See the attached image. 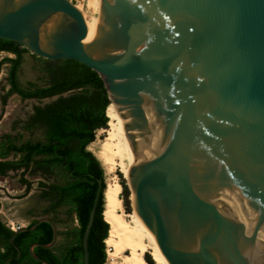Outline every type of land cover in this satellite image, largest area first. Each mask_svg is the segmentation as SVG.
Returning a JSON list of instances; mask_svg holds the SVG:
<instances>
[{"label": "water", "instance_id": "1", "mask_svg": "<svg viewBox=\"0 0 264 264\" xmlns=\"http://www.w3.org/2000/svg\"><path fill=\"white\" fill-rule=\"evenodd\" d=\"M0 0V38L102 80L132 154L131 206L163 264H264V0ZM56 96H51L53 99ZM98 182L81 235L86 238ZM47 243L51 248L56 225Z\"/></svg>", "mask_w": 264, "mask_h": 264}, {"label": "trees", "instance_id": "2", "mask_svg": "<svg viewBox=\"0 0 264 264\" xmlns=\"http://www.w3.org/2000/svg\"><path fill=\"white\" fill-rule=\"evenodd\" d=\"M0 48H10L15 57H4L0 62L12 63L13 76H16L21 54L26 48L17 43L0 38ZM44 63L43 71L46 84L41 89L29 92L28 96L48 97L56 96L51 101L35 107L32 122L41 124V174L46 178L54 173H62L63 185L54 183H41L43 187L41 197L49 201L45 210H52L58 204L69 206V215H75L77 225L58 231L64 236V242L55 251L51 248L34 249L36 255L45 259L49 264H81L82 249L81 235L85 227L88 212L93 201L98 182L100 189L95 203L92 222L86 238L87 263L100 264L104 258V245L108 237V223L104 216L103 189L105 184L102 178V169L97 158L86 150V145L93 140L94 131L105 128L108 122L106 110L111 105L108 100L102 80L95 71L71 59H41ZM7 136L0 141V157L8 150ZM37 146V145H36ZM17 152L24 150V144L14 146ZM39 152V151H37ZM22 155L16 163L17 166H26L30 155ZM8 161L0 160V175L8 168ZM70 172L69 179L66 173ZM124 206H127V187L120 182ZM129 196V195H128ZM73 218V216H72ZM104 219V220H103ZM37 228L45 235L41 243H47L50 228L46 222H41ZM12 231L0 221V239L3 250L0 251V261L8 253V237ZM26 232L18 233V236ZM22 254H25L22 248ZM143 259L146 264H153L149 254L145 253ZM39 264V263H37Z\"/></svg>", "mask_w": 264, "mask_h": 264}, {"label": "rangeland", "instance_id": "3", "mask_svg": "<svg viewBox=\"0 0 264 264\" xmlns=\"http://www.w3.org/2000/svg\"><path fill=\"white\" fill-rule=\"evenodd\" d=\"M70 1L81 11L84 18L85 16L90 14L86 6V0ZM1 57L13 56L7 53H0V59ZM41 59L43 58L30 53L28 49L22 52L21 61L17 71V77L20 83L30 82L31 84L37 86H43L46 84V77L42 68L44 63ZM5 73V65H0V96L4 92ZM51 100L52 99L45 98L41 99L40 101L36 100L18 102L15 97L7 98L6 96H3L2 102L0 103V139L4 135L10 133L11 130H13V133H15L17 141H21L22 139L26 138L27 135L25 134V132L22 131V125L27 119V117L30 115L32 111V106L43 105ZM106 128L107 127L96 129L94 131L93 140L86 145L85 149L89 150L96 158L97 154L100 151V146L105 138V134L102 129ZM37 136L38 135L34 133L31 138L34 139ZM98 163L102 169V178L105 184V188L106 185L109 183L118 184L119 186L120 182H123L125 185L127 184V179H125L123 174L120 172V168H117L114 164H104L100 160H98ZM39 178L40 177L38 176L37 172L33 173L31 171L27 173H25V171H17L13 174L10 172H5L3 175H0V221L9 229H15L18 226H25L32 218L36 217L39 214L43 205L39 197V181L41 180V182H49L51 180L50 178L42 176L40 180ZM24 181L26 182V186L23 185ZM122 194L123 192L121 188L118 193V197ZM122 198H120V206L118 212L121 215L122 219L127 222H130L131 216H133L135 213L132 210L131 206L132 192L129 191L128 187L126 196V207L122 202ZM57 222L59 231H63L64 229L73 226V224L75 223L71 216L70 218H64L59 216V220ZM108 229L109 230L106 235L107 237L110 236V226L108 227ZM138 229L141 230L142 241L145 245L141 257L143 258V255L147 253L151 257L153 264H158L156 261L153 260L152 256L150 255L151 251L156 247L155 241L153 240V236L146 230V228L138 227ZM120 231V233H116V235L114 236L117 241H119L120 239L119 235L122 236L125 234L124 229ZM63 242L64 236L62 234H58V238L55 243V251L59 249L58 247ZM105 244L106 240H103V245L105 246ZM111 249L112 254L115 255L118 260L121 261V263L123 264L124 259L129 255V253L127 251H122L119 254H114L115 250L112 247ZM143 264H146L145 260Z\"/></svg>", "mask_w": 264, "mask_h": 264}, {"label": "flooded vegetation", "instance_id": "4", "mask_svg": "<svg viewBox=\"0 0 264 264\" xmlns=\"http://www.w3.org/2000/svg\"><path fill=\"white\" fill-rule=\"evenodd\" d=\"M0 53L11 54L13 57H15L14 52H12V50L10 48H0ZM3 58L4 57H1V59H3ZM43 59H45V58H43ZM0 65H5V72H6L5 76H4V82H5L4 92L0 96V103L2 102L3 96H6L7 98L8 97H15L18 102L36 101V100L40 101L41 99L51 97V96H48V97L41 98V97H35V96H28L29 92L38 91L41 89V86L33 85L30 82L20 83L18 80V77H17V72H16V76H13L12 63H10L8 61H4V62H0ZM35 107L41 108V105H33L32 106V111H31L30 115L27 117V119L25 120V122L22 125V131L25 132V134L27 135L26 138L22 139L21 141H17L16 140L17 137H16L15 133H13V130H11L10 133L6 134V136H7V143L6 144L9 147H8V150H6L7 151L6 154L4 156L0 157V160H5V161L9 162L6 172H10L12 174L14 172H17V171H20V172L25 171V173H27L29 171H31L33 173L37 172L38 176L41 178V176L45 177L44 174H41V124H38L37 122H32V120H31V118L35 114ZM34 133H36L38 136L36 138L32 139L31 137L34 135ZM0 141H1V139H0ZM21 144H24V150L23 151L17 152L16 150H14V148H13L14 146L17 147ZM37 151H39V152H37ZM22 155H28V156L30 155V157L27 158L28 159L27 164H26V166H24V165L17 166L16 163L21 159ZM69 176H70V172H67L66 177H68L69 179L75 178V177H69ZM40 178H39V180H40ZM48 178L51 179L49 182H41V180L39 181V197L41 199V202L43 203L41 210H40L39 214L36 217L32 218L25 226H27V227L30 226L36 220L37 217L45 215L56 225V228H57L56 240H57L58 231H59L57 221L59 220V216L64 217V218H68V217L70 218L71 215H69V213H68L69 206L66 204H58L52 210H45V208H47L49 205V201L47 199L41 197V191L43 189V187L41 186V183H54V184H58V185H63V183H64V180L62 178V173H54L51 176H49ZM23 185L26 186L25 181L23 182ZM72 216H73V220L75 222L73 224V226H76L77 221L75 219V215H72ZM37 225L35 226V228H33L30 231H20V232H26V233L23 234L22 236L19 235L16 242H13V241H12V243L9 242V237H8V239H7L8 244H9L8 253H7V256L3 260L0 261V264H37V263L41 264L40 262L33 260L30 257L29 252H28V248H29L30 244H32L33 242H41V239H43L45 236L42 233V231L37 228ZM73 226H71V227H73ZM18 227H21V226H18ZM18 227H16L15 229H17ZM49 228H50V226H49ZM15 229H10V230L14 231ZM20 232H18V233H20ZM18 233H16L15 236ZM51 235H52V232H51V228H50V236ZM13 238H12V240H13ZM56 240H55V243H56ZM55 243H54V245H55ZM2 244H3L2 239H0V251H2L4 249L3 246H1ZM36 247H38V246L32 247V252L34 254H36L34 251V249ZM22 248H23V251L25 254H22Z\"/></svg>", "mask_w": 264, "mask_h": 264}, {"label": "bare ground", "instance_id": "5", "mask_svg": "<svg viewBox=\"0 0 264 264\" xmlns=\"http://www.w3.org/2000/svg\"><path fill=\"white\" fill-rule=\"evenodd\" d=\"M98 5L99 0H86V6L90 14L85 16V18L82 14L86 25V36L79 45L88 41L94 33L97 25L96 14ZM105 115L108 118L107 128L102 129L105 138L100 146L97 159L104 164H114L117 168H120V172L123 174L124 178L127 179L128 164L130 163V166L133 162L131 149L123 129L124 120L119 116V113L112 104L107 108ZM120 189L121 187L118 184L109 183L106 185V188L103 189L104 192H102L105 208L104 215L102 214V216H104L105 221L111 228L110 236L106 239V244L115 250L114 254H119L122 251H127L129 253L124 259L123 264H143L144 260L141 254L144 251L145 245L142 241L141 230H139L140 228L138 229V227H146L136 214L131 216L130 222L122 219L118 212L120 206L118 193ZM122 229L125 230V234L122 236L119 235L120 239L117 241L114 236L116 233H120ZM150 255L158 264H163V258L157 246L151 251Z\"/></svg>", "mask_w": 264, "mask_h": 264}, {"label": "built area", "instance_id": "6", "mask_svg": "<svg viewBox=\"0 0 264 264\" xmlns=\"http://www.w3.org/2000/svg\"><path fill=\"white\" fill-rule=\"evenodd\" d=\"M100 264H122L118 258L112 254V250L105 244L104 246V258Z\"/></svg>", "mask_w": 264, "mask_h": 264}]
</instances>
